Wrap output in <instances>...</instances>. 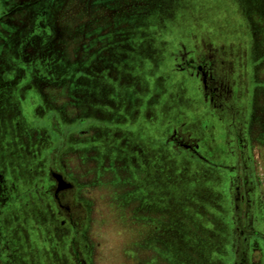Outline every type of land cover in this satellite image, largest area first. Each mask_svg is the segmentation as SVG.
Returning <instances> with one entry per match:
<instances>
[{
  "label": "rangeland",
  "instance_id": "1",
  "mask_svg": "<svg viewBox=\"0 0 264 264\" xmlns=\"http://www.w3.org/2000/svg\"><path fill=\"white\" fill-rule=\"evenodd\" d=\"M129 3L130 24L114 30L115 41L92 43L79 66L66 41L41 29L28 61L5 55L18 87L0 86L11 189L0 256L7 264H260L254 235L245 241L241 229L257 231L264 251V0ZM76 29L65 27L64 39L75 40ZM183 56L207 62L228 97L213 103L197 76L175 68ZM64 82L76 101L54 94ZM51 169L82 187L70 204L80 217L75 238L53 223L68 211L51 199Z\"/></svg>",
  "mask_w": 264,
  "mask_h": 264
},
{
  "label": "flooded vegetation",
  "instance_id": "2",
  "mask_svg": "<svg viewBox=\"0 0 264 264\" xmlns=\"http://www.w3.org/2000/svg\"><path fill=\"white\" fill-rule=\"evenodd\" d=\"M130 1L135 8L144 3V0H0V86L5 88L4 93L10 92L11 89L18 87L16 85L17 80L13 77L11 64L7 62L5 55L9 54V52L15 53L16 57L23 56L28 61L29 54L35 51V37L38 36L36 29H41V31L53 35V41L54 39H62V44L66 41L63 44L66 47V53H76L78 56L75 58V61L77 60L79 62L76 66H79L81 65V59L88 55L86 52L92 51V43L113 42L115 41L114 30L130 24L127 23V20L130 21V16L128 12H124L125 7L127 8L130 5ZM147 2L148 1H146V3ZM65 6L71 7L72 13L68 15L64 14L63 8ZM78 6L80 7L77 8ZM80 9L81 11L84 10L87 16L93 14L91 20H88V17L83 16L84 11L80 14ZM67 16H70L71 18L70 23L65 20ZM66 25L77 28L76 39L72 42L68 39H64L65 27L67 28ZM42 35L43 34H41V36ZM39 38L42 39L40 36ZM89 46L90 49L87 48ZM203 62L204 64H195L193 58H185L183 56L181 61L176 62L175 68L184 73L189 72L190 74L197 76L204 84L205 94L208 98L210 97L211 101L214 103L216 102V99L226 96H224L223 93L218 92L219 88L218 85H216V79L213 74H211V67L207 66V62ZM109 72L112 74V70H109ZM53 89L54 94H56L57 97H63L66 102L68 99H70L69 101L77 100L75 96L71 95V88L69 85L65 84V82L59 85L56 84ZM4 93H0V96L4 97ZM222 102L223 101L219 102V105L217 103L215 104L222 108L224 106ZM50 103H52L51 100ZM76 120L77 122L79 121L78 119ZM79 122H81V120ZM18 135L22 136L21 133ZM32 137L35 139L39 138L38 134L36 135L35 133L32 134ZM242 140L243 139L240 137V141ZM173 141H176V144L179 146L192 148L191 143L186 139L176 138ZM11 157L14 158L15 156L11 154ZM2 164L0 157V230L1 227H5L6 222L1 214V210L8 202L11 195L10 185H7L8 182L5 176L6 172L2 168ZM50 173L53 181L51 199L59 203L68 211L64 214L65 217L68 218H62L58 215L55 216L56 218L54 217L53 223L55 224V227H60L63 231L66 230L68 233L73 232V237L75 238L81 232L80 224L76 222V217H78V219L80 217L77 213L72 212L70 204L75 201L78 203V195L81 197L82 187L79 185L80 188H78L75 179L71 178L64 171L51 169ZM237 199L240 201L241 206H243V201L248 205V199L243 191L240 190V187H238ZM81 204L82 203L79 202L77 206H81ZM142 220L145 221L144 219ZM241 232L245 241L250 236L254 235L255 240L250 241L249 247L252 255H257L258 258L261 259L260 264H264V251H260L261 248L256 247V245H258V232L250 231V229L245 228V226H243ZM146 233L147 232H144V238L147 235ZM73 243L74 240L72 241V246L74 245ZM245 255L246 253L244 251L242 256L244 262L246 260ZM0 264H7V261H5L2 256H0Z\"/></svg>",
  "mask_w": 264,
  "mask_h": 264
}]
</instances>
